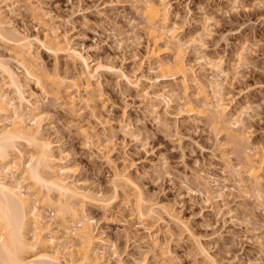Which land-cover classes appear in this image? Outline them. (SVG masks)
<instances>
[{
    "label": "rangeland",
    "instance_id": "1",
    "mask_svg": "<svg viewBox=\"0 0 264 264\" xmlns=\"http://www.w3.org/2000/svg\"><path fill=\"white\" fill-rule=\"evenodd\" d=\"M30 1L40 3L41 18L50 32L68 35L73 47L92 64L112 63L131 79L129 83L117 74L103 73L97 78L95 91L102 96L95 112L105 122L102 125L82 103L83 91L73 93L74 107L68 112L50 89L44 93L17 69L10 47L0 43V56L26 85V98L34 101L33 94L38 100L43 135L59 144L82 186L109 195L114 170H125L146 200L165 206L185 224L184 228L167 217L156 223L140 222L121 192L107 213L86 205L98 234L107 240L102 249L107 264L143 260L155 264L154 256L159 258L163 249L170 254V264H264V186L263 195L257 196L247 176H242L245 185L239 186L233 172L240 150L264 165V0H169L170 25L180 27L177 38L185 43L186 61L203 88L201 92L190 83L186 95L180 82L156 80L157 65L150 69L144 59L150 45L134 0ZM0 13L19 33L43 38V27L24 0H0ZM33 53L49 74L56 68L61 77L71 79L80 71L79 65L64 56L55 58L37 43ZM161 58L173 60L168 52H162ZM209 61L218 67H211ZM211 82L228 107L219 131L210 124L212 109L203 106L204 96L215 102ZM163 86L173 92L169 105L162 98L153 101L141 95L145 90L162 92ZM59 97L68 101L64 93ZM185 102L201 115L188 113ZM240 108H245L241 123L232 126ZM79 128L95 135L93 144L86 142ZM227 133L241 145L229 142ZM102 151L108 152L113 166ZM197 178L208 182L213 196L220 193L221 197L207 200ZM146 227L157 235L160 248L153 247ZM194 239L209 260L195 248ZM109 243L118 256L111 254Z\"/></svg>",
    "mask_w": 264,
    "mask_h": 264
},
{
    "label": "bare ground",
    "instance_id": "2",
    "mask_svg": "<svg viewBox=\"0 0 264 264\" xmlns=\"http://www.w3.org/2000/svg\"><path fill=\"white\" fill-rule=\"evenodd\" d=\"M134 1L139 6L144 19L142 30L150 45L144 59L148 61L150 69L153 65H157L159 72L155 79H172L180 82L185 95L190 83H194L203 92L202 86L186 61L183 49L185 43L177 38L176 32L180 27H176L174 23L170 25L172 12L170 1ZM24 4L37 24L43 27L44 34L40 39L19 33L0 13V43L10 47L11 60L38 89L44 93H48L47 90L50 89L61 106L70 113L74 107L73 93L83 91L85 94L81 96L82 103L86 104L94 119L104 125L105 122L95 112L97 101L102 96L95 91L97 78L103 73L117 74L129 83L131 79L112 63L92 64L89 57L73 47L68 35L50 32L41 18L42 8L38 1L24 0ZM173 40L177 42L171 43ZM34 43L55 58L64 56L73 65H79L80 71H75L71 79L61 77L56 72V68L54 73L49 74L41 68L34 56ZM162 52L171 53L172 62H165L161 58ZM214 63L209 61L211 67L217 68L218 63ZM0 74L2 78L0 80V264H107L109 259L106 260L102 254L107 240L98 234L95 222L87 215L85 206H95L107 213L119 201L120 192L140 222L152 220L156 223L167 217L185 228L184 222L165 206L154 205L146 200L140 187L133 182L125 170H114L109 195H104L101 191L93 192L82 186V183L75 178V170L69 165L59 144H55L56 142L43 135V115L39 110L38 100L33 94L31 96L34 101L26 98L24 94L26 85L10 63L1 56ZM141 77L151 81V78ZM153 86L154 84L151 83V88ZM3 87L10 90L13 96L10 97ZM215 87L217 85L211 82V98L215 102L204 96L203 106L212 109L209 115L210 124L215 131H219L228 107L223 103L219 90H215ZM59 93H64L68 101H61ZM141 95L153 101L162 98L166 105H169L174 97L173 92L166 86H163L162 92L145 90ZM184 107L190 114L201 115V111L194 113L196 109L189 102H185ZM244 111L245 108H240L233 118L232 126L241 123V115ZM79 131L88 144H93L92 139L95 135L82 128H79ZM226 137L229 142L234 141L241 145L236 136L227 133ZM106 147H109L108 143ZM107 153L101 152L107 163L113 166L114 162ZM238 157V166L233 170L236 184L245 185L242 176L246 175L257 196L263 195L262 160H255L244 150L238 152ZM197 180L207 200L221 197L220 193H217V196L212 195L208 182H204L203 178ZM146 231L153 247L160 248L157 235H154L148 227ZM194 242L198 252L209 260L205 248L198 240L194 239ZM110 247L111 254L118 256L115 247L109 243ZM169 255L167 250L163 249L159 258L154 256L155 264H170ZM139 264L147 263L143 260Z\"/></svg>",
    "mask_w": 264,
    "mask_h": 264
}]
</instances>
